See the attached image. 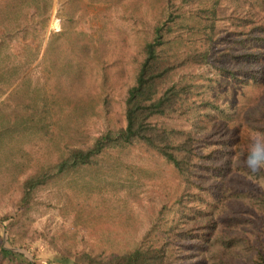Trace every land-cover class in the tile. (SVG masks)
Wrapping results in <instances>:
<instances>
[{
  "label": "rangeland",
  "instance_id": "374dc122",
  "mask_svg": "<svg viewBox=\"0 0 264 264\" xmlns=\"http://www.w3.org/2000/svg\"><path fill=\"white\" fill-rule=\"evenodd\" d=\"M213 4L210 61L180 67L167 83L192 85L188 112L158 119L194 135L201 153L215 148L210 162L182 176L144 144L109 147L26 197L28 178L126 125L156 25L189 37L191 13ZM263 18L259 0H0V264H100L162 243L170 264H255L264 244V33L251 27Z\"/></svg>",
  "mask_w": 264,
  "mask_h": 264
},
{
  "label": "trees",
  "instance_id": "16d2710c",
  "mask_svg": "<svg viewBox=\"0 0 264 264\" xmlns=\"http://www.w3.org/2000/svg\"><path fill=\"white\" fill-rule=\"evenodd\" d=\"M259 1L264 8V0ZM171 2L167 1L168 15ZM203 4L205 1L198 3V5ZM217 5L213 4L211 9L203 8L191 13L194 21L190 25V30L193 32L189 37H185L184 33H171L172 27L167 26V21L156 25L154 37L144 46L145 57L139 67L136 82L128 90L125 102L126 125L118 130L103 133L86 149L71 150L68 156L56 165L54 172L47 171L28 178L24 183L26 197L54 174L79 164L92 163L97 155L109 147L123 148L138 143L144 144L161 153L182 176L191 174L194 168L204 161L210 162L209 160L216 153L215 148L207 153H201L194 135L182 129L160 124L158 119L188 112L189 108L185 105L190 102L189 93L192 85L179 81L167 83L180 67L188 64H205L210 61L213 44L219 40L215 29ZM182 13L178 18L185 22L187 13ZM246 21L248 20H244ZM251 22L253 23L254 20L240 24L239 29L234 32L237 35L246 33L244 30L252 24ZM251 30L264 33V20L252 26ZM242 38L236 43L245 47L247 42ZM189 40L191 45H185ZM257 40L264 41V35L258 36ZM247 52H238V54L247 55ZM208 102L204 103L208 104ZM209 164L207 163V166ZM256 252L255 264H264V244L260 245ZM99 263L170 264L171 259L167 244L162 243L157 246L142 244L123 254L111 255Z\"/></svg>",
  "mask_w": 264,
  "mask_h": 264
},
{
  "label": "clouds",
  "instance_id": "9594fccd",
  "mask_svg": "<svg viewBox=\"0 0 264 264\" xmlns=\"http://www.w3.org/2000/svg\"><path fill=\"white\" fill-rule=\"evenodd\" d=\"M252 163H254L255 161H251Z\"/></svg>",
  "mask_w": 264,
  "mask_h": 264
}]
</instances>
